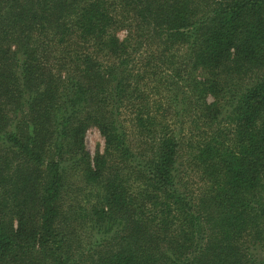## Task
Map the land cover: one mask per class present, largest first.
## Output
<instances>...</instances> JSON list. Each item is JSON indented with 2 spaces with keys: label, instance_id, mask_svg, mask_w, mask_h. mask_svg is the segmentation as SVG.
Returning a JSON list of instances; mask_svg holds the SVG:
<instances>
[{
  "label": "trees",
  "instance_id": "obj_1",
  "mask_svg": "<svg viewBox=\"0 0 264 264\" xmlns=\"http://www.w3.org/2000/svg\"><path fill=\"white\" fill-rule=\"evenodd\" d=\"M0 264H264V0H0Z\"/></svg>",
  "mask_w": 264,
  "mask_h": 264
},
{
  "label": "rangeland",
  "instance_id": "obj_2",
  "mask_svg": "<svg viewBox=\"0 0 264 264\" xmlns=\"http://www.w3.org/2000/svg\"><path fill=\"white\" fill-rule=\"evenodd\" d=\"M118 36L122 38L124 36V32L119 31ZM253 76L247 78L244 82L248 83L253 81L254 79ZM234 82L236 83L235 78H234ZM84 141H85V148L92 157H94L98 152H102L104 146V140H103V136L100 134L97 128L93 126L88 128L85 133Z\"/></svg>",
  "mask_w": 264,
  "mask_h": 264
}]
</instances>
